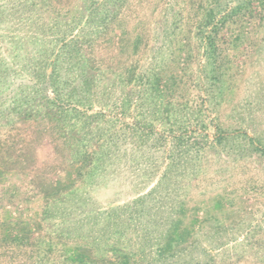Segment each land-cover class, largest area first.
Wrapping results in <instances>:
<instances>
[{"label":"rangeland","instance_id":"1","mask_svg":"<svg viewBox=\"0 0 264 264\" xmlns=\"http://www.w3.org/2000/svg\"><path fill=\"white\" fill-rule=\"evenodd\" d=\"M0 264H264V0H0Z\"/></svg>","mask_w":264,"mask_h":264}]
</instances>
